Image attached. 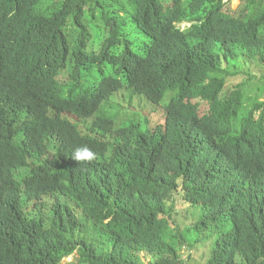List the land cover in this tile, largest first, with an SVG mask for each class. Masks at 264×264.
<instances>
[{
  "label": "trees",
  "instance_id": "trees-1",
  "mask_svg": "<svg viewBox=\"0 0 264 264\" xmlns=\"http://www.w3.org/2000/svg\"><path fill=\"white\" fill-rule=\"evenodd\" d=\"M237 63L264 66V0H0V264H188L207 232V264H264V102ZM123 91L170 93L164 122L117 128Z\"/></svg>",
  "mask_w": 264,
  "mask_h": 264
},
{
  "label": "rangeland",
  "instance_id": "rangeland-1",
  "mask_svg": "<svg viewBox=\"0 0 264 264\" xmlns=\"http://www.w3.org/2000/svg\"><path fill=\"white\" fill-rule=\"evenodd\" d=\"M242 0H231L232 9H236ZM189 27L188 24H182L181 28ZM109 69V68H107ZM238 72L246 74L252 78L251 82L243 88V91L246 95V98L251 100V105L246 106L251 108L252 104L264 102V66L254 63L253 65L245 66L242 63H237ZM234 71V72H236ZM89 78V77H88ZM87 78V79H88ZM94 78H91L87 82H83L81 87L85 88V84L89 85V82L93 81ZM231 86L241 85L246 81L245 76H237L231 80H228ZM119 93V92H118ZM128 93L125 91L121 92L118 96L114 94L110 103H114L109 106V102L104 103L101 106V112L106 113V115L113 117L116 121V127L122 128L128 125L138 126L141 131L146 130L147 128L153 127L156 124H161L164 122V107L169 103L171 94L167 93L159 105L154 106L147 102L146 100L139 99L136 101V97L127 96ZM116 98V100H113ZM130 98V100H129ZM113 100V101H112ZM74 121L73 117H69ZM90 122V121H88ZM185 218V215H184ZM181 221V220H180ZM188 222H185V226ZM211 232H207L203 235V239L207 238L206 241L201 243V246H204V251L194 250L193 258L189 259V253L187 250L182 251L183 258L187 261L188 264H207L209 260V251L211 244L207 242L210 240L211 243L216 241L218 234L213 238L211 237ZM199 237L198 234H193L192 238L197 240ZM207 243V244H206ZM204 244V245H203ZM191 254V253H190ZM76 255H72L63 260L62 264L73 261Z\"/></svg>",
  "mask_w": 264,
  "mask_h": 264
},
{
  "label": "clouds",
  "instance_id": "clouds-1",
  "mask_svg": "<svg viewBox=\"0 0 264 264\" xmlns=\"http://www.w3.org/2000/svg\"><path fill=\"white\" fill-rule=\"evenodd\" d=\"M74 160L76 161H92L95 159V153L87 146L78 148L75 151Z\"/></svg>",
  "mask_w": 264,
  "mask_h": 264
}]
</instances>
